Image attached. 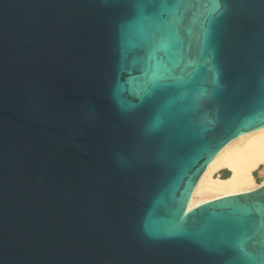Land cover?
I'll list each match as a JSON object with an SVG mask.
<instances>
[{
	"label": "water",
	"instance_id": "obj_1",
	"mask_svg": "<svg viewBox=\"0 0 264 264\" xmlns=\"http://www.w3.org/2000/svg\"><path fill=\"white\" fill-rule=\"evenodd\" d=\"M264 126V0H0V264H264V183L187 209Z\"/></svg>",
	"mask_w": 264,
	"mask_h": 264
},
{
	"label": "bare ground",
	"instance_id": "obj_2",
	"mask_svg": "<svg viewBox=\"0 0 264 264\" xmlns=\"http://www.w3.org/2000/svg\"><path fill=\"white\" fill-rule=\"evenodd\" d=\"M227 169L226 177L219 176ZM264 175V126L238 135L209 161L188 199L187 209L229 194L250 191L264 183L255 181L253 171Z\"/></svg>",
	"mask_w": 264,
	"mask_h": 264
},
{
	"label": "rangeland",
	"instance_id": "obj_3",
	"mask_svg": "<svg viewBox=\"0 0 264 264\" xmlns=\"http://www.w3.org/2000/svg\"><path fill=\"white\" fill-rule=\"evenodd\" d=\"M224 170H225V169L220 170V172H219V176H222V175L224 174ZM226 170H227V169H226ZM227 171H228V170H227ZM228 174H229V171H228ZM253 175H254L255 181H256L257 183L262 182L263 179H264V175L260 174V172H259L258 169H256V170L253 171Z\"/></svg>",
	"mask_w": 264,
	"mask_h": 264
},
{
	"label": "trees",
	"instance_id": "obj_4",
	"mask_svg": "<svg viewBox=\"0 0 264 264\" xmlns=\"http://www.w3.org/2000/svg\"><path fill=\"white\" fill-rule=\"evenodd\" d=\"M228 175V171L225 169L224 174L221 177H226Z\"/></svg>",
	"mask_w": 264,
	"mask_h": 264
}]
</instances>
